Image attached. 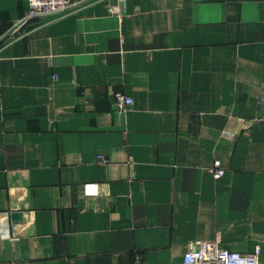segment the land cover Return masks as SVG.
Masks as SVG:
<instances>
[{
  "label": "crops",
  "instance_id": "obj_1",
  "mask_svg": "<svg viewBox=\"0 0 264 264\" xmlns=\"http://www.w3.org/2000/svg\"><path fill=\"white\" fill-rule=\"evenodd\" d=\"M27 11L0 0V264H264V0Z\"/></svg>",
  "mask_w": 264,
  "mask_h": 264
},
{
  "label": "built area",
  "instance_id": "obj_2",
  "mask_svg": "<svg viewBox=\"0 0 264 264\" xmlns=\"http://www.w3.org/2000/svg\"><path fill=\"white\" fill-rule=\"evenodd\" d=\"M28 11L25 19L17 25L19 28L29 19H52L67 14L72 7V0H27ZM17 28V29H18ZM114 106L119 112L124 113L133 103L132 98L116 93L113 98ZM101 159V162H104ZM214 179L222 177L224 170L218 161L214 162L212 169ZM86 193H94L95 187L85 186ZM259 250L247 254L223 249L215 241H189L182 257L181 264H261Z\"/></svg>",
  "mask_w": 264,
  "mask_h": 264
},
{
  "label": "water",
  "instance_id": "obj_3",
  "mask_svg": "<svg viewBox=\"0 0 264 264\" xmlns=\"http://www.w3.org/2000/svg\"><path fill=\"white\" fill-rule=\"evenodd\" d=\"M40 22L39 19L37 18H33V19H29L26 22H24L14 33L13 36H18L20 34H22L23 32L28 31L30 28H32L33 26L37 25ZM3 43V41H0V45Z\"/></svg>",
  "mask_w": 264,
  "mask_h": 264
}]
</instances>
